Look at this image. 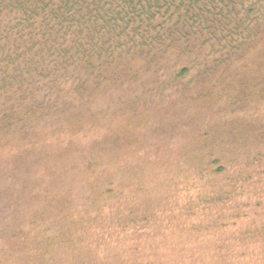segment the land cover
I'll return each instance as SVG.
<instances>
[{"label": "rangeland", "instance_id": "1", "mask_svg": "<svg viewBox=\"0 0 264 264\" xmlns=\"http://www.w3.org/2000/svg\"><path fill=\"white\" fill-rule=\"evenodd\" d=\"M257 40L264 50V30ZM178 66L171 59L138 91L144 117L74 133L51 115L46 127L20 118L0 130V169L12 172L0 170V264H264V101L241 107L223 94L194 109ZM43 143L78 153L43 178L12 169ZM103 146L122 151L101 159ZM105 175L112 191L101 195L93 184ZM46 197L70 204L59 211Z\"/></svg>", "mask_w": 264, "mask_h": 264}, {"label": "trees", "instance_id": "2", "mask_svg": "<svg viewBox=\"0 0 264 264\" xmlns=\"http://www.w3.org/2000/svg\"><path fill=\"white\" fill-rule=\"evenodd\" d=\"M263 30L264 0H0V130L14 131L20 118L46 127L51 115L74 133L128 112L127 121L144 117L139 110L148 97L138 91L171 59L181 66L173 79L189 78L182 97L194 109L212 106L223 94L241 107L259 104L264 50L257 38ZM202 82L207 85L198 89ZM60 146L43 143L20 152L11 167H27L29 178L48 176L51 163L78 153ZM98 150L101 159L122 151ZM2 174L12 175L10 167ZM100 178L95 191L109 194L111 177ZM124 180L120 188L128 185ZM46 199L59 211L70 204Z\"/></svg>", "mask_w": 264, "mask_h": 264}]
</instances>
